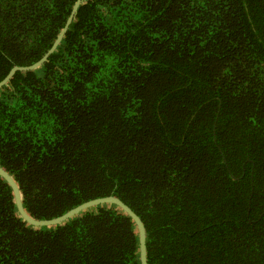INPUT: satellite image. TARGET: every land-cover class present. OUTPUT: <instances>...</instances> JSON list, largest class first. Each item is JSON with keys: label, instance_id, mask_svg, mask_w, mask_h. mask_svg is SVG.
Wrapping results in <instances>:
<instances>
[{"label": "trees", "instance_id": "obj_1", "mask_svg": "<svg viewBox=\"0 0 264 264\" xmlns=\"http://www.w3.org/2000/svg\"><path fill=\"white\" fill-rule=\"evenodd\" d=\"M77 0H0V82ZM0 166L50 220L115 196L149 264H264V0H84L0 90ZM0 264H141L116 205L46 227L0 176Z\"/></svg>", "mask_w": 264, "mask_h": 264}, {"label": "water", "instance_id": "obj_2", "mask_svg": "<svg viewBox=\"0 0 264 264\" xmlns=\"http://www.w3.org/2000/svg\"><path fill=\"white\" fill-rule=\"evenodd\" d=\"M83 1L84 0H77L72 10L71 16L69 17L67 21L65 28L63 29L58 39L55 41L52 48L48 51V53L44 55V57L41 58L38 62L30 66H26V67L15 66L9 72V74L0 82V90L10 82V80L15 76L17 72L35 70L39 68L40 66H42L49 59V57L56 51V49L59 47V45L63 41L66 33L69 30L70 25L72 24L74 20V16L77 13ZM0 176L3 177L6 180V182L11 186L20 216L23 218L25 222H27L28 224L32 226L46 227V226L59 225L61 223H64L68 219H71L83 213L84 211L90 208H94L96 206L104 205V204L116 205L117 207L121 208L125 213H127V215L131 217L133 221L135 222L137 229H138V234H139L141 264H149L148 263V252H147V231H146L145 224L143 220L140 218V216L118 197L108 196L104 198L93 199V200L85 202L69 210L67 213L63 214L60 217L53 218L50 220H36L33 217H31L25 210L19 185L15 181L13 176L10 175V173L6 171L4 168H2L1 166H0Z\"/></svg>", "mask_w": 264, "mask_h": 264}]
</instances>
